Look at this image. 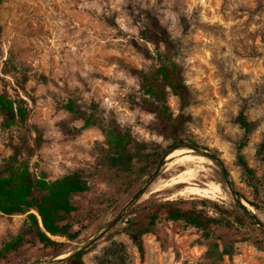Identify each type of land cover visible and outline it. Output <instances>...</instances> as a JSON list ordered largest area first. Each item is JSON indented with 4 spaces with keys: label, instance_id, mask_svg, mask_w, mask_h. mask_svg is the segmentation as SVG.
I'll list each match as a JSON object with an SVG mask.
<instances>
[{
    "label": "rangeland",
    "instance_id": "1",
    "mask_svg": "<svg viewBox=\"0 0 264 264\" xmlns=\"http://www.w3.org/2000/svg\"><path fill=\"white\" fill-rule=\"evenodd\" d=\"M0 1V96L29 107L25 126L5 128L0 113V173L16 157L49 180L76 171L90 180V191L76 198L89 230L69 253L83 250L86 264H207L216 239L228 253L222 264H264V0ZM166 41L190 95L182 110L167 92L181 126L163 132L141 73L155 72L154 44L165 50ZM241 113L254 123L247 141ZM109 131L165 147L151 173L119 199L121 182L107 168ZM211 184L220 191L178 195ZM239 198L252 217L238 209ZM166 201L220 219L213 239L162 216L141 256L123 232L127 215ZM25 219L0 214V251ZM67 257L27 246L0 264H68Z\"/></svg>",
    "mask_w": 264,
    "mask_h": 264
},
{
    "label": "trees",
    "instance_id": "2",
    "mask_svg": "<svg viewBox=\"0 0 264 264\" xmlns=\"http://www.w3.org/2000/svg\"><path fill=\"white\" fill-rule=\"evenodd\" d=\"M1 4V1H0ZM166 41L165 50L155 45L158 66L152 75L141 73L147 93L152 95L158 104V119L161 130L167 131L171 126L179 127L178 118H173L167 104L166 94L170 92L181 102L182 110L188 105L190 90L182 76L181 67L173 61L170 48ZM70 112H75L68 105ZM0 113L4 117V127L25 126L29 120L28 103L14 100L7 95L0 96ZM245 131V141L252 134L254 123L247 120L241 113L238 118ZM90 121H87V125ZM107 168L114 172L120 180L115 199L120 198L133 187L135 180L147 176L164 157L165 147L162 144H142L128 134L108 132ZM246 142L241 145L245 146ZM178 152V151H176ZM260 156L264 157V143L261 145ZM239 162L247 176H256L253 168L243 156ZM250 183V182H249ZM90 180L81 172L66 174L55 180H49L45 173L36 175L27 162L11 158L4 171L0 173V214L8 217L25 216L26 219L19 234L4 245L0 251V262L27 246L51 250L54 258L69 253L72 243H76L89 230L90 223L84 218L82 207L76 198L89 192ZM258 192V191H257ZM252 207H259L247 201ZM183 201H166L151 204L142 210L132 209L127 215L126 227L123 232L134 242L141 256L145 254L144 236L152 233L162 216L168 222H183L198 229L205 238H212V225L222 221L210 217L204 211L184 207ZM238 209L249 216L245 207L236 202ZM84 251L78 252L68 259V264H86L83 261ZM228 255L221 250L216 239L205 254L207 264H222Z\"/></svg>",
    "mask_w": 264,
    "mask_h": 264
},
{
    "label": "bare ground",
    "instance_id": "3",
    "mask_svg": "<svg viewBox=\"0 0 264 264\" xmlns=\"http://www.w3.org/2000/svg\"><path fill=\"white\" fill-rule=\"evenodd\" d=\"M193 161H195V160H190V162H193ZM184 183L185 182H183L181 179H178L176 181L175 185H180V184H184ZM206 187H207L206 189H200V188H196V187H190L189 189L184 190V191L178 193V195H182L183 193L188 192V193H191V194H194V195H198V196H201V197H205V195L209 193V189H212L215 192H219L220 191V188L218 186H215V185H212V184H211V186L206 185Z\"/></svg>",
    "mask_w": 264,
    "mask_h": 264
},
{
    "label": "water",
    "instance_id": "4",
    "mask_svg": "<svg viewBox=\"0 0 264 264\" xmlns=\"http://www.w3.org/2000/svg\"><path fill=\"white\" fill-rule=\"evenodd\" d=\"M244 207H245V209H246V211L249 213V215H250V211H248V209H247V205H245L243 202H241V201H243V199L242 198H239V200H238ZM246 204H248V205H250L249 203H247V202H245ZM251 216V215H250ZM252 217V216H251ZM81 251H83V250H78V251H76V252H74V253H68L67 254V258L66 259H68L69 257H71L72 255H74V254H76V253H78V252H81ZM66 259H64L65 261H66ZM58 261V260H57ZM49 264H55V262H50Z\"/></svg>",
    "mask_w": 264,
    "mask_h": 264
}]
</instances>
